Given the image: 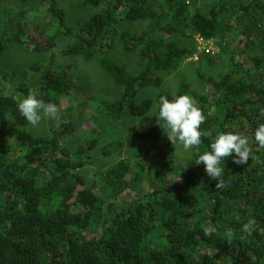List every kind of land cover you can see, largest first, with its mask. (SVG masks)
Listing matches in <instances>:
<instances>
[{
    "label": "trees",
    "instance_id": "1",
    "mask_svg": "<svg viewBox=\"0 0 264 264\" xmlns=\"http://www.w3.org/2000/svg\"><path fill=\"white\" fill-rule=\"evenodd\" d=\"M40 1L55 28L22 21L33 15V6L17 14L11 30L0 26V54L20 45L49 55L22 73L0 68V264H264V148L254 139L264 123V0H83L94 13L76 23L69 20L63 0ZM123 20L146 26L138 33L120 31ZM223 27L228 33L241 29L237 33L246 49L258 45L260 53L252 57L251 68L234 61L216 78L198 68V78L208 85L205 92L180 82L176 95L193 97L206 116L202 144L183 162L166 147L158 119L159 97L176 95L137 98L141 90L162 86L159 72L178 69L196 51L165 34L209 40L225 37ZM117 37L142 65L132 72L127 63L102 57V68L123 93L96 107L111 121L124 114L139 119L136 137L150 146L146 155L153 156L140 160L146 163L141 172L152 174L148 186L144 174H133L125 160L100 172V186L88 184L83 168L92 162L91 152L103 135L70 149L64 140L80 124L65 112L59 122L48 119L46 135L28 136L12 148L8 137L29 125L18 110L29 89L59 105L60 95L84 90L76 67L57 62L58 44H65L66 55L92 60L114 49ZM199 60L214 62L207 54ZM220 131L246 135L252 158L243 165L234 163L235 153L224 158L226 187L217 189L218 181L195 160L211 150ZM121 145L111 142L102 153L110 156ZM249 219L256 224L244 232ZM203 226L213 229L210 237L204 236Z\"/></svg>",
    "mask_w": 264,
    "mask_h": 264
},
{
    "label": "rangeland",
    "instance_id": "2",
    "mask_svg": "<svg viewBox=\"0 0 264 264\" xmlns=\"http://www.w3.org/2000/svg\"><path fill=\"white\" fill-rule=\"evenodd\" d=\"M62 5L68 12V18L72 23L88 18L94 13L93 8L84 5L83 0H63ZM36 7L33 15L22 18V21L30 23H38L42 27L55 28L54 19L44 13L45 7L40 0H31L30 2H22L21 0H0V26L11 30L16 22L17 14L27 7ZM36 11V12H35ZM194 8L190 6L192 13ZM52 24V25H51ZM146 26V22H130L121 21L118 25L120 31H131L134 33L140 32ZM228 27H223L222 31L225 37L217 39H202L195 36L194 39L178 34L168 35L164 37L168 40H173L183 47L195 48V53L186 59L181 66L172 71H161L160 76L163 79V84L159 88H149L141 90L138 95V101L145 97L155 98L161 92H167L176 95L180 82H187L192 89L200 92L207 91L208 85L203 84L197 76V69L202 68L207 76L218 77L232 67L234 61H238L246 68L253 66L252 57L260 53V48L255 45L246 49V44L241 42L238 33L241 29L228 33ZM222 38L224 40H222ZM222 42V47L220 43ZM257 44V42H255ZM64 43H59L56 48V60L61 65L72 64L76 67L77 73L81 76V85L83 92L74 95H60L58 97L61 107V113H66L73 121L80 124L79 129L65 138V143L74 150L79 142H86L95 136L103 135V139L99 142L97 148L91 152L92 162L88 163L83 168V173L89 183H98L99 174L102 170H106L117 164L119 161H130L132 164V173L140 172L143 175L144 185L148 186L150 177L148 170L144 169L141 172L142 166H146L143 157L152 159L150 146L147 143L141 142L136 137V128L139 119L124 114L117 121H111L107 115H102L98 112L97 103L111 102L121 97L123 87L118 86L108 73L101 66V59L104 56L113 58L119 62H125L129 65L132 72L137 71L141 67V62L138 57L131 52L126 51L119 37L116 38V46L114 49L99 55L92 60H85L80 56H71L64 53ZM263 50V49H262ZM207 54L214 62L204 61L201 63L200 55ZM263 54V53H262ZM49 55H38L20 45H10L0 54V68L13 69L16 68L20 73L27 70L28 66L36 61H47ZM94 98V101H93ZM156 111V107L152 112ZM163 121L161 122V125ZM48 119H44L41 123L33 127L27 125L20 129L19 132L8 137L12 148L18 144H23L27 141L28 136H42L48 133ZM161 132L164 136L166 147L168 150H173V156L179 158L183 162H187L194 154V150H184L183 146L177 143L175 146L168 140L167 135L161 127ZM122 142L118 151L110 156H105L102 153V147L111 142ZM146 168V167H145ZM147 170V171H146ZM146 171V172H145Z\"/></svg>",
    "mask_w": 264,
    "mask_h": 264
},
{
    "label": "clouds",
    "instance_id": "3",
    "mask_svg": "<svg viewBox=\"0 0 264 264\" xmlns=\"http://www.w3.org/2000/svg\"><path fill=\"white\" fill-rule=\"evenodd\" d=\"M39 93L33 89L28 90V94L18 102V110L25 120L33 127L38 126L44 119L60 121L61 107L58 103L45 102L38 98ZM158 119L163 121L161 127L167 135L168 140L175 146L177 143L183 146L184 150L199 148L202 144L201 125L205 123L206 116L199 107L198 102L190 95H176L169 99L166 95L159 97ZM254 139L258 146L264 148V123H260L255 130ZM211 150H205L195 160L197 165L204 164L205 172L213 179L217 180L216 188L226 187L224 179V169L221 162L224 158L235 153L234 163L238 165L247 164L251 156L249 138L241 132L220 131L217 132L214 141L210 145ZM256 224L255 219H249L243 225L244 232H250ZM206 237L212 235L213 229L209 226L202 227ZM227 242L232 243L233 232L228 229L226 232ZM250 259L255 261L256 257L249 252Z\"/></svg>",
    "mask_w": 264,
    "mask_h": 264
}]
</instances>
